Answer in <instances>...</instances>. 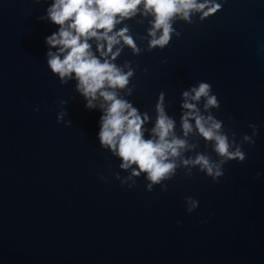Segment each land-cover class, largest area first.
Segmentation results:
<instances>
[{
  "label": "water",
  "instance_id": "1",
  "mask_svg": "<svg viewBox=\"0 0 264 264\" xmlns=\"http://www.w3.org/2000/svg\"><path fill=\"white\" fill-rule=\"evenodd\" d=\"M0 264H264V0H0Z\"/></svg>",
  "mask_w": 264,
  "mask_h": 264
}]
</instances>
